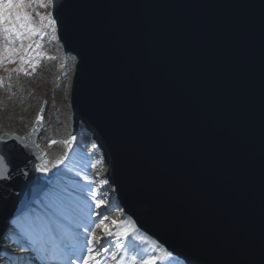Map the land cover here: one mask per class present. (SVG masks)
<instances>
[{
	"label": "water",
	"instance_id": "1",
	"mask_svg": "<svg viewBox=\"0 0 264 264\" xmlns=\"http://www.w3.org/2000/svg\"><path fill=\"white\" fill-rule=\"evenodd\" d=\"M51 13L76 59L70 138L92 135L137 228L186 264H264V0H52ZM35 121L1 134L6 157L19 136L45 162ZM26 170L0 180V253L46 191Z\"/></svg>",
	"mask_w": 264,
	"mask_h": 264
},
{
	"label": "bare ground",
	"instance_id": "2",
	"mask_svg": "<svg viewBox=\"0 0 264 264\" xmlns=\"http://www.w3.org/2000/svg\"><path fill=\"white\" fill-rule=\"evenodd\" d=\"M34 20L39 29L38 34L35 35L36 39L27 38L31 47L29 45L23 47L24 51L19 48L17 53L21 58L17 59V64L14 66L17 67V70H14L12 74H7V87L5 89L0 87V115L3 116L4 121L2 122L6 127L12 126L21 129L24 126L22 129H28L29 125L25 127L26 112L30 108L31 113L32 108L27 105H31V102L37 99L41 95V91L47 89V86L48 88L51 87L48 90L52 92L54 99L52 103L59 105L60 110L53 111L52 119L49 118V121L43 126L38 138L43 141L47 148L44 150L46 152L45 162L48 163L50 169L46 174L39 173L42 177L45 175L50 177L51 184L58 185L64 191V201L70 208L65 213L66 220L61 224V239L74 245L76 251L75 253L72 251L57 252L54 264H83L86 248L89 246L87 241L92 232H95L98 237H104L102 243L109 248V253L102 254L99 258L102 264H119L121 260L124 261V264H139L141 258L163 255L164 253L160 251L163 247L149 236L142 234L120 205L115 188L108 180V166L103 153L84 125H81L75 140L72 138L70 140L65 139L70 122L68 98L69 95L71 98L70 91L73 83L71 79L74 76L72 72L68 71V68L70 69L73 63L76 65V59L74 61V59L72 60L75 58L73 55L66 54L67 57L62 56L63 60L59 56V59L54 56L56 62L60 60L61 63H58H63L60 66L56 64L59 67L56 73H54L52 62L54 59L52 58L43 63L37 61L35 70L27 69L28 62H30L27 58L28 55L31 58L34 54L43 53L45 49H50L55 55H60L59 49L61 50L59 43L57 44L55 41V37L58 39L56 22L51 24V17L49 21L47 15L43 21L39 18H34ZM45 36H49L51 39L42 45L41 42L43 41L39 42L38 40L45 38ZM3 67L4 64L1 66L0 75H5ZM60 113L61 115L64 114L66 118L65 126H61ZM71 113L73 115V111ZM32 126L29 130L32 129ZM2 127L0 126V130ZM59 130L63 131L62 137L58 135ZM53 139L58 143L49 147V141ZM64 141H68V143L65 144ZM68 158L69 161H67ZM60 160H63L62 164L57 163ZM71 164L74 165V168L67 175L66 169ZM53 165L56 166L53 167ZM42 198L35 202L30 210L10 222L2 244L0 264H34V262L41 264L40 253L31 248L26 237V230L20 225L37 212ZM98 199L104 200L105 204L97 207L96 200ZM113 221L116 223L113 224ZM97 224L101 227L97 228ZM104 226L109 228L113 233L112 236L109 237L104 233ZM85 229L88 231L86 232ZM124 231L128 233L126 237L115 235V233ZM135 240L146 245L148 249L145 250L140 245L138 247L133 245L132 242ZM56 242L59 243L60 241L57 240ZM119 244H123L124 247H118ZM112 252L117 253L116 261L111 260L110 254ZM133 257H136L135 262L132 260ZM180 260L175 259L172 264H186ZM159 264H168V262L166 260L160 261Z\"/></svg>",
	"mask_w": 264,
	"mask_h": 264
},
{
	"label": "snow or ice",
	"instance_id": "3",
	"mask_svg": "<svg viewBox=\"0 0 264 264\" xmlns=\"http://www.w3.org/2000/svg\"><path fill=\"white\" fill-rule=\"evenodd\" d=\"M33 3H38L40 7L47 8L52 0H0V37L6 41L7 46L0 48V54L7 52L9 54V62L14 63L15 60L12 56L18 52L19 48L23 47V41L32 36L38 34V27L33 18V14L29 11ZM41 21L45 19L43 15L40 16ZM51 24H55V20L50 21ZM17 41L19 45L17 46ZM31 47V45H29ZM44 121V110L41 108L40 113L36 118V125H40ZM37 128L34 127L33 131ZM3 138L0 137V140ZM73 140L76 139L75 136L72 137ZM18 146L14 145L10 150L13 154V159L16 155L24 157V161L20 165H14L13 159L6 157L2 151H0V180L9 181L13 179L12 172H18L20 177H27L28 171L26 170L31 164L34 171L46 174L49 172L48 163L44 162L36 165L34 161L30 158L31 152L29 145L25 143V140L21 137H15ZM58 141L50 140L49 147L57 144ZM65 144L68 141H64ZM7 146V145H5ZM62 164L63 160L57 162ZM10 165L13 167L10 170ZM56 165H53L55 167ZM94 167V166H93ZM44 195L38 205L37 212L33 214L29 219H27L20 227L26 230V237L31 248L38 251L42 257L41 264H54L55 255L60 251H72L75 253V246L70 242H66L61 239V224L66 220L65 213L69 210L70 206L66 205L64 201V191L58 187L56 184L47 183L51 178L44 176ZM105 201L102 199L96 200V206L100 207L104 205ZM116 221H113L115 224ZM97 228L101 225L97 224ZM87 232L88 229H85ZM104 233L107 236H112L113 233L109 230L107 226L103 228ZM115 235L120 237H126L128 235L127 231L115 233ZM104 237H98L95 232L90 234V239L87 241L89 245L86 248V255L83 258V264H102L99 259L102 254L109 253V248L104 246L102 241ZM60 242L57 243L56 241ZM123 248V244L117 245ZM161 253L163 255H151L147 258H141L139 264H159L160 261H167L168 264H172L175 261L173 252L166 251L161 248ZM111 260H117V253L112 252L110 254ZM135 262L136 257L132 258ZM35 264V262H34ZM119 264H124V261H119Z\"/></svg>",
	"mask_w": 264,
	"mask_h": 264
},
{
	"label": "rangeland",
	"instance_id": "4",
	"mask_svg": "<svg viewBox=\"0 0 264 264\" xmlns=\"http://www.w3.org/2000/svg\"><path fill=\"white\" fill-rule=\"evenodd\" d=\"M45 2H47V0H45ZM51 9H52V3L49 4V6L47 8L40 7V5L38 3H33L32 6H31V8L29 9V11L33 14V18H35V19L36 18H39L40 19V16L41 15H43L44 17L47 15V17L49 18V21H50V17H51V20L53 19L52 13H51ZM47 37H48V39H47ZM47 37L45 36V38L44 37L43 38H39L38 41L39 42L43 41V42H41V44L44 45L45 43H47L51 39L49 36H47ZM30 39L34 40L36 38H35V36H32ZM26 40H27V38L23 41V47H26V46L29 45V41L27 40V42H26ZM55 41H56L57 44L59 43V45L61 47V50L59 49V52H60V55L61 56L60 55H57V54L55 55L54 52L51 51L50 49H45V51L43 50V53H41V54H34L31 58H30V55H28L27 58H28V61H30V62H28L27 69H29V70H35L34 67H36V65H37L36 62L37 61L38 62L40 61L41 63H43V62H45V60L52 58V59H54L52 61L53 62V65H54V68L53 69L55 70L54 73H56V71H58V69H59V67H57L56 64H58V66L63 65V63L60 64L61 63L60 60L58 61L60 63L56 62V58L57 59L60 58L61 60H63V57L62 56H64V57H67V56H65V52L63 50L62 44L60 43L59 39H56V37H55ZM18 45H19V41H17V46ZM6 46H7L6 41L3 39V37H0V48H4ZM23 47H22V49L24 51V48ZM54 56H56V58ZM58 56H59V58H58ZM20 58L21 57L16 52L15 55L12 56V59H14L15 62L14 63H11V62H9V54L7 52H4L3 54H0V69H2L1 68L2 64H4L3 73L5 74V75H3V74L0 75V77H1L0 78V80H1L0 87L1 88L5 89L7 87V82H6L7 76H8L7 74H12V73H14L13 72L14 70H17V67H14V66H16L15 64H17V59H20ZM73 59L75 61V58H72V60ZM68 71L72 72V74L74 75V72H75V63H73V65H71V68L70 69L68 68ZM48 74H49V71H48ZM3 77L5 78V80H4ZM45 77H46V75H45ZM72 80H73V76H72L71 81ZM49 82H50V80H49ZM50 88H48V86H47V89H44L45 91L43 90V92L41 91V95L38 96L37 99H35L33 102H31L32 103L31 105H29V104L27 105L28 107L31 106L32 111L30 113V108H29V110H27V112H26L27 117H26V121H25L26 122L25 123V127L29 125V128H30L31 125H33V123H34V121H35V119H36L39 111L41 110V108H43V106L45 104H46V113H45L44 125L49 121V118L52 119V116L54 115L53 111L56 112V111L60 110V108L58 107L59 105H54V103H52V101L54 99L52 97V92L50 90H48ZM70 94H71V91H70ZM69 101H70V95H69V98H68V105H69V112H70V114H68V115L70 117V122H69V126H68L67 133L65 135V139H69L70 140V135H71V131H72V117H71L72 116V113H71L72 110H71V106H70V102ZM2 118H3V116L0 115V126H3L1 128V130H0V136H1V134H4L5 132L6 133H11V134L24 135V134H26L27 132L30 131L29 128L28 129L26 128V130L22 129L24 126L21 129L20 128H13L12 126L6 127L4 125V122H2V121H4ZM65 119L66 118H65L64 114L61 115V113H60L61 126H63V125L65 126V124H66L65 123V121H66ZM29 120H30V122H29ZM62 134H63V131L62 130H59L58 135L62 137ZM38 142H39V144H41V146L43 147L44 150L47 149L46 146H45V144L43 143V141L41 139H38ZM61 159H63V158H61ZM67 161H69V158H68ZM65 163H66V161H65ZM73 168H74V165H72V164L70 166H68L67 169H66V171H67L66 174L68 175L70 173L69 171H71ZM134 225H135V223H134ZM135 227H136V225H135ZM140 232L142 234L146 235L142 231H140ZM135 241L132 242L133 245H135L137 247L140 245V246L144 247L145 250L148 249V247L146 245H144L142 243H139V241H136V242ZM175 258L179 260V258H177V257H175Z\"/></svg>",
	"mask_w": 264,
	"mask_h": 264
}]
</instances>
